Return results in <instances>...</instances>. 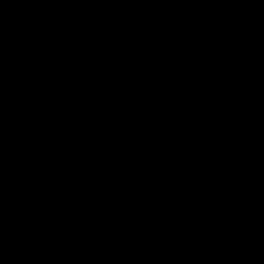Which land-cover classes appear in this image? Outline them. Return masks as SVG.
Returning a JSON list of instances; mask_svg holds the SVG:
<instances>
[{
	"label": "water",
	"instance_id": "water-1",
	"mask_svg": "<svg viewBox=\"0 0 264 264\" xmlns=\"http://www.w3.org/2000/svg\"><path fill=\"white\" fill-rule=\"evenodd\" d=\"M0 264H264V0H0Z\"/></svg>",
	"mask_w": 264,
	"mask_h": 264
}]
</instances>
